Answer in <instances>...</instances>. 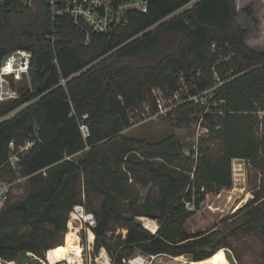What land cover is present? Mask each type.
Listing matches in <instances>:
<instances>
[{"label":"trees","instance_id":"16d2710c","mask_svg":"<svg viewBox=\"0 0 264 264\" xmlns=\"http://www.w3.org/2000/svg\"><path fill=\"white\" fill-rule=\"evenodd\" d=\"M148 1V13L129 11L126 23L114 26L110 34L92 33L86 44L84 34L69 18L52 20L47 0H35L32 7L0 0V67L16 50L33 54L29 76L11 79L13 90L20 85L15 90L20 97L0 103V163L8 157L10 142L35 141L23 162V173L31 175L29 193L0 212V258L14 261L22 252L41 257L49 250L51 264L60 263L52 255L51 248L57 245L50 240L67 231L82 178L88 199L91 193L103 198L100 209L90 206L97 222L94 254L105 248L112 264H125L137 252L171 257L191 254L197 262L230 247V232L215 238L214 232L191 233L185 225L208 193L233 188L234 159L249 160L257 167L259 157L264 156V134L256 132L257 113L264 109L260 106L264 102V16L258 15L253 3L200 0L163 21L189 0ZM246 22L252 24L246 26ZM70 77L60 86L62 79ZM181 78L194 80L190 94L218 83L217 98L225 101L222 115L216 117L221 128L202 142L197 162L192 151L185 156L186 165L192 167L190 174L176 176L164 164L155 167L120 157L114 149L118 141L131 148L126 156L137 149L168 159L184 154V143L174 134L158 143L123 135L131 126L133 110L146 103L157 110L153 89L175 93L181 88ZM84 114L89 115L91 129L87 141L79 127ZM184 116L179 113L176 121L191 122ZM213 140L217 142L210 145ZM65 155L74 157L64 160ZM107 163L112 180L121 178L124 166L148 176L147 201L156 213L151 218L160 223L157 234L136 218L120 214L115 197L95 183V169L101 165L107 170ZM155 190L158 199L152 198ZM187 203L194 210H188ZM241 213L245 220L236 230L258 231L264 240V195L255 193L234 217ZM26 226L30 229L22 232ZM118 228L125 230V239L118 235L113 245ZM69 246L82 248L73 238L65 251Z\"/></svg>","mask_w":264,"mask_h":264},{"label":"rangeland","instance_id":"374dc122","mask_svg":"<svg viewBox=\"0 0 264 264\" xmlns=\"http://www.w3.org/2000/svg\"><path fill=\"white\" fill-rule=\"evenodd\" d=\"M250 3H253L255 8H257L256 10L258 11L259 16H264V0H237V5L247 6ZM248 24L251 25L252 23L246 22V26H248ZM258 31L259 29H257V32ZM257 36L255 38H257ZM179 82L184 94L190 96L189 93L194 87V80L181 78ZM217 85L218 83L216 86ZM18 86L20 85L16 86V91ZM159 89V95L163 97H172L174 95V93L169 92L168 89ZM16 94L17 97H20L19 93L16 92ZM181 100H184L182 95H179L178 99L174 97V104L178 105L181 103ZM260 106H264V102L261 103ZM202 111V105L190 102L181 104L177 107L174 113L169 116L162 114L157 116L155 115V112L152 111V117L147 116L146 118H143L142 121L135 122V120L142 117L138 114L135 118L132 116L130 128L123 132L124 137L150 143H158L174 134L184 143V154L182 155L175 154L168 159L159 154H146L137 149L132 152L130 156H126L128 153L127 151L131 148L120 141L114 144V149L120 157L124 159L128 157V160L133 161L134 163L146 162L155 167L164 164L170 169V172L174 173L176 176L189 175L192 167L189 168V166L186 165L185 156L189 155L193 150L198 127L201 122L200 118L202 116ZM179 113L189 117L191 122L176 121V117ZM257 116L260 125L256 132L258 134H264V109L259 111ZM216 142L217 140H213L209 144H215ZM79 157L80 156H77L76 158ZM234 160L232 162V168L234 167L232 169L234 182L233 188L208 193L205 200L201 203L200 208L194 212L195 214L187 221L185 227L191 233L205 231H209V233L214 232L215 238H220L230 232L233 236L230 238V247L220 249L224 250L230 263L261 264L264 251V240L262 239V236L258 231H254V233H245L242 230H236L237 226L245 220V213H241L237 217L234 216L239 209L243 208L254 199L255 193L261 192V194L264 195V156L261 155L259 157L258 161L260 164L257 167L246 159ZM106 165H108L107 170H103L104 168H102L101 165L97 166L94 179L95 183L102 190L115 197L116 210L123 216L134 217L136 220L140 216H156L155 211L152 209V203L147 201L151 183L145 172L142 170H132L128 166H124L122 176H120L121 178L118 180H112V178H109L112 173V167L110 163H107ZM235 166L236 169L239 168L238 171H235ZM236 174L238 176H236ZM78 188L80 195L78 196V202L76 204H83L89 210L90 206H92L93 209L101 208L103 202L102 197L91 193L90 198L88 199L84 178H82L81 184ZM28 193V184L18 187L15 194L6 205L24 199ZM152 198H159V192L157 190L153 192ZM237 207H239V209H237ZM29 229L30 228L26 226L23 228L22 232L28 231ZM67 232L68 226L67 231L57 233L50 240L51 244L54 246L57 245L51 248L53 249L52 255L57 261H61L60 263L65 262L67 264H112L111 256L106 253L105 248H102L99 255L95 256L94 244L88 241L85 231L80 232L81 234L79 236L82 235L81 239L75 233L68 235ZM118 235H122L121 239L123 240L125 230L123 228H118L116 230V233L111 240L113 245L118 241ZM70 238L77 241L82 248L76 249L73 246H69L68 250L65 251L64 247L67 245ZM48 251L43 252L41 257L37 254L30 253L32 255V261L30 263L37 260L34 264H51L48 260ZM175 258L176 257L161 256L156 264H170L171 262L172 264H177ZM17 259L14 261H8L0 258V264H18Z\"/></svg>","mask_w":264,"mask_h":264},{"label":"built area","instance_id":"2783aa9c","mask_svg":"<svg viewBox=\"0 0 264 264\" xmlns=\"http://www.w3.org/2000/svg\"><path fill=\"white\" fill-rule=\"evenodd\" d=\"M17 1L25 7H32L35 3V0ZM197 1L200 0H189L184 7L166 17L163 21L179 16L184 10L191 8ZM47 3L52 20L57 22L63 18H69L72 24L84 34L86 44L89 43L92 33L110 34L114 30V26L119 28L123 23H126V15L129 11L146 14L149 10L148 0H47ZM32 58V52L24 49L16 50L6 56L0 67V103L19 97H17L16 91L11 87V79L21 81L24 77H28L31 70ZM71 78L72 77L69 79H62L60 81V86H65ZM218 87L217 85V87L204 90L198 94L189 93L190 96L184 94L182 86L172 97H163L159 95L160 89H153L152 91L157 108L155 115L157 116L160 114L167 116L172 115L177 107L183 103L195 102L202 105L201 122L198 127L196 142L192 150V159L195 163L198 160L202 142L206 138H210L213 132L219 131L221 128L220 122L216 117L222 115L223 112L221 109L225 101L217 98ZM5 88H8V90L4 91ZM179 95H182L184 100H181V103L176 105L174 104V97L178 99ZM17 111L11 115L15 114ZM152 111L153 109L150 103H146L143 108L133 110L131 112V117L134 116L135 118L136 115L139 114V116L141 115L142 117L135 120V122L142 121L143 118L147 116L152 117ZM208 117H210V119H207ZM88 119L89 115L84 114L79 120V127L85 141L91 137V129L87 122ZM34 145L35 141H26L19 145L16 144L15 141L10 142L8 157L5 161L0 163V212L13 197L16 189L27 184L31 178V175H25L23 173V162ZM88 149L89 146L86 147V150ZM73 157L74 156L65 155L64 160H71ZM42 173L46 176L47 169L42 170ZM186 206L188 210H194V205L192 203H187ZM137 221L141 222V224L154 235L157 234L160 228V223L155 218L140 216ZM67 226L68 230L72 229L79 235L81 231H85L88 241L94 244V229L97 226L96 217L94 212L88 210L85 205L75 204L73 206L69 214ZM91 233H93L94 241H92ZM81 237L82 235L80 238ZM161 256H150L142 252H137L136 255L130 257L125 264H156Z\"/></svg>","mask_w":264,"mask_h":264},{"label":"bare ground","instance_id":"6f19581e","mask_svg":"<svg viewBox=\"0 0 264 264\" xmlns=\"http://www.w3.org/2000/svg\"><path fill=\"white\" fill-rule=\"evenodd\" d=\"M236 166H235V171H238L239 168L236 169ZM236 176H238V175L236 174ZM237 209H239V207H237ZM67 233H68V235L71 234V233H75L76 235L79 236V234L76 231L72 230V229L71 230H68ZM175 262L177 264H231L230 261L228 260L227 256L225 255L224 250H219L213 257H211L209 259H206V260H203V261L189 262L188 258L183 255V256L176 257L175 258ZM12 264H14V263H12ZM170 264H172V262Z\"/></svg>","mask_w":264,"mask_h":264},{"label":"water","instance_id":"95a60500","mask_svg":"<svg viewBox=\"0 0 264 264\" xmlns=\"http://www.w3.org/2000/svg\"><path fill=\"white\" fill-rule=\"evenodd\" d=\"M4 91H7V89L5 88ZM185 256L188 258L189 262H194V258L191 254ZM31 261H32V255L28 252H22L17 259L18 264H30ZM60 264H67V263L62 262Z\"/></svg>","mask_w":264,"mask_h":264},{"label":"snow or ice","instance_id":"6c2138e0","mask_svg":"<svg viewBox=\"0 0 264 264\" xmlns=\"http://www.w3.org/2000/svg\"><path fill=\"white\" fill-rule=\"evenodd\" d=\"M57 251H60V250H57Z\"/></svg>","mask_w":264,"mask_h":264},{"label":"crops","instance_id":"0c3cea01","mask_svg":"<svg viewBox=\"0 0 264 264\" xmlns=\"http://www.w3.org/2000/svg\"><path fill=\"white\" fill-rule=\"evenodd\" d=\"M238 160V159H237Z\"/></svg>","mask_w":264,"mask_h":264}]
</instances>
